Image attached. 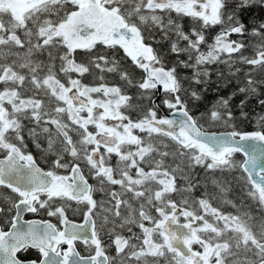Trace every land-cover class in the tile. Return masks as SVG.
Returning <instances> with one entry per match:
<instances>
[{
    "label": "snow or ice",
    "instance_id": "snow-or-ice-1",
    "mask_svg": "<svg viewBox=\"0 0 264 264\" xmlns=\"http://www.w3.org/2000/svg\"><path fill=\"white\" fill-rule=\"evenodd\" d=\"M253 96L264 0H0V264H264Z\"/></svg>",
    "mask_w": 264,
    "mask_h": 264
},
{
    "label": "flooded vegetation",
    "instance_id": "flooded-vegetation-1",
    "mask_svg": "<svg viewBox=\"0 0 264 264\" xmlns=\"http://www.w3.org/2000/svg\"><path fill=\"white\" fill-rule=\"evenodd\" d=\"M173 16H175V13H173ZM182 22H183L185 28H188L191 25V23H192L189 18H184ZM215 31L216 30H213L212 32L209 33V40H211V37L215 34ZM223 67H224L223 65H210L209 66V68L213 70L212 76H211V80L213 81V83L211 85H209L207 91L204 93V95L206 97V103L205 104H201L200 108L198 110L195 109V108L193 109V111L197 112V114H198V111H203L204 107L207 104H210L213 101H215V99L217 97V93L214 91V89L217 87V84L215 83L217 81V76L215 74V69L216 68H221L222 69ZM180 72H181V75H184V74L190 75L191 74L190 71L186 72V70H183V69H181ZM185 87H187V82H185ZM201 88H203V86H201ZM232 90H233L232 88H229L228 90L223 91V92H221L219 94L220 95H227L228 92H231ZM160 95L163 96V92L162 91H161ZM242 99H245V97L242 94H238L236 97L233 98V104L234 105H239V103H240V101ZM161 109L165 113H170L166 108L161 107ZM245 110L248 111L250 113V115L255 114V113H259L261 111H264V109H262L261 106L258 104V101H257L256 97H254V96L247 98ZM238 111L239 110L237 109V113H238ZM159 115L162 116V113L160 112ZM240 126L242 128L243 127H247V129L250 130V131L251 130H255L256 127H257L254 121H246L244 124H242ZM205 130L206 131H213V132H223V131H227L229 129H225L223 127L217 126L215 128H207ZM28 150L37 159V162H38L39 166L42 169L47 170L48 169V165L45 164V162H44V160H43V158L41 156V153L39 152L38 149L35 148V146L32 144L31 141H28ZM235 158L238 161H242L244 159L243 156L240 153H236L235 154ZM233 187H234L235 190L233 192L229 193V198H232V199H235V200L239 201V199H240V197L238 195L239 187L237 185H235V184L233 185ZM209 190L211 191V187L209 188ZM0 191H6V190L0 189ZM197 195H199V193H197ZM97 198H99V195H98ZM217 206L218 207H223L226 212L233 211V209L231 207H229V206H224V205H221L219 203L217 204ZM69 215H70V218L74 222H81L82 221V217L80 215H72L71 213ZM23 218H24V220H49L52 223H58L55 218L48 217L46 214L24 213L23 214ZM5 230H7V225H5ZM63 247L66 249L67 246L65 245ZM77 251H79L82 255H87L88 254V250L86 249V247L82 243H79V242H78V245H77ZM19 255H21L23 257L24 254L21 253ZM28 259H39V253L36 250H30L29 254H28Z\"/></svg>",
    "mask_w": 264,
    "mask_h": 264
},
{
    "label": "water",
    "instance_id": "water-1",
    "mask_svg": "<svg viewBox=\"0 0 264 264\" xmlns=\"http://www.w3.org/2000/svg\"><path fill=\"white\" fill-rule=\"evenodd\" d=\"M156 99H158V98H156ZM157 106L159 107V105H157ZM160 112L162 113V116L168 115L169 118H178V117L174 116L171 112L170 113H165L162 109L160 110ZM248 143H253V142H248ZM257 148L259 150H264V144H257ZM257 154L259 155V151H258ZM241 155L243 156V154H241ZM243 158H245V157L243 156Z\"/></svg>",
    "mask_w": 264,
    "mask_h": 264
}]
</instances>
